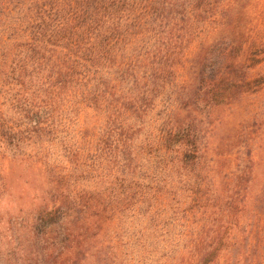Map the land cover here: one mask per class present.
Listing matches in <instances>:
<instances>
[{"label":"trees","instance_id":"obj_1","mask_svg":"<svg viewBox=\"0 0 264 264\" xmlns=\"http://www.w3.org/2000/svg\"><path fill=\"white\" fill-rule=\"evenodd\" d=\"M233 1L0 0V145L62 158L23 264H264V4Z\"/></svg>","mask_w":264,"mask_h":264},{"label":"rangeland","instance_id":"obj_2","mask_svg":"<svg viewBox=\"0 0 264 264\" xmlns=\"http://www.w3.org/2000/svg\"><path fill=\"white\" fill-rule=\"evenodd\" d=\"M237 1H233L234 6ZM243 1L251 15L264 4V0ZM255 101L256 95L249 94L245 97L239 105H235L234 113L226 117L225 125L228 128H234L239 125L241 118H249L252 114L250 108ZM238 113L240 114L236 117L235 114ZM257 119L264 120V112L257 115ZM254 128L257 132L264 133V125L260 127L258 123ZM218 129L220 131L219 127ZM212 137L214 139L212 142H215V139L219 137L216 130ZM255 141L256 144L254 143V145L257 146L258 140ZM10 151V149L0 145V259L2 258L5 264H23L28 258L26 245L32 238L33 220L36 213L46 203L53 186L52 181L46 179V159H52L49 163L55 165L56 161H61L62 158L56 156L58 153L52 149L40 145L24 146L15 154ZM253 155L256 161L255 171L260 175L262 165H264V149L254 147ZM127 222L129 223V220ZM141 225L140 223L132 224L137 235L132 242L137 247V251H141L143 241L152 247V230L142 229ZM139 230H142V233H139ZM98 233L102 232L99 231ZM106 242H108L107 238L98 236L93 241L94 251H97ZM93 257L89 255L82 264H93ZM133 257L142 259V256L140 258L139 255ZM146 260L151 261V255L147 254Z\"/></svg>","mask_w":264,"mask_h":264}]
</instances>
